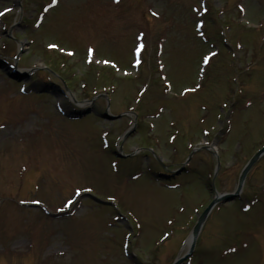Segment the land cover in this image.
<instances>
[{
  "label": "rangeland",
  "instance_id": "374dc122",
  "mask_svg": "<svg viewBox=\"0 0 264 264\" xmlns=\"http://www.w3.org/2000/svg\"><path fill=\"white\" fill-rule=\"evenodd\" d=\"M19 1L0 0V57L46 70L24 81L0 71V264H170L211 177L232 190L264 144V0ZM107 99L111 114L136 113L125 152L143 145L177 166L199 147L188 171L155 181L148 151L115 157L132 114L100 118ZM242 198L245 212L213 207L187 264H264V154Z\"/></svg>",
  "mask_w": 264,
  "mask_h": 264
},
{
  "label": "water",
  "instance_id": "95a60500",
  "mask_svg": "<svg viewBox=\"0 0 264 264\" xmlns=\"http://www.w3.org/2000/svg\"><path fill=\"white\" fill-rule=\"evenodd\" d=\"M263 151H264V147L261 148L260 150H258V151H257V152H256V153H255L250 159H249V161L246 163V165L244 166V168L242 169V171H241V173H240V175H239L238 183H237V187H236L235 192H234L233 194H229V195L225 196L224 198H226V197H232V196L238 194V190H239L240 187H241L242 180H243V178H244V175H245L246 171L249 169V167L252 165V163L256 160V158H257V157L260 155V153H262ZM213 201H215V200H213ZM205 212H206V210L200 215V217L198 218V220H197V222H196V224H195V226H194V228H193V231H192V241L194 240L195 234H196V232H197V230H198V227H199V225H200V223H201V221H202V219H203V217H204V215H205Z\"/></svg>",
  "mask_w": 264,
  "mask_h": 264
},
{
  "label": "snow or ice",
  "instance_id": "6c2138e0",
  "mask_svg": "<svg viewBox=\"0 0 264 264\" xmlns=\"http://www.w3.org/2000/svg\"><path fill=\"white\" fill-rule=\"evenodd\" d=\"M57 2V0H52V3L53 4H55ZM3 11H8V9H4ZM0 14H2V13H0ZM50 47H55L54 45H50ZM139 49H137V51H138ZM91 51V50H90ZM212 55V53H209L208 55H206L203 59H204V61L205 62H207L208 61V58H209V56H211ZM77 191V193H79V189H77L76 190ZM71 203V201H68L67 203H66V206H67V204H70Z\"/></svg>",
  "mask_w": 264,
  "mask_h": 264
}]
</instances>
